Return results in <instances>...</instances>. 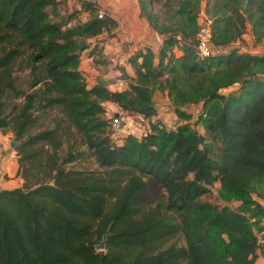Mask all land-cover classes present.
Returning <instances> with one entry per match:
<instances>
[{"label":"trees","instance_id":"16d2710c","mask_svg":"<svg viewBox=\"0 0 264 264\" xmlns=\"http://www.w3.org/2000/svg\"><path fill=\"white\" fill-rule=\"evenodd\" d=\"M64 1L0 0V130L12 128L20 140L23 178L20 187L0 190V264H256L264 251V206L254 197L264 198V53L247 50L244 35L251 25L264 47V0H216L212 54L203 60L195 37L201 0H179L162 20L150 9L171 0H139L161 44L158 52L147 44L127 56L134 75L120 67L130 79L121 91L103 79L89 85L80 69L88 40L116 22L98 17L100 4L81 0L92 17L72 24L75 15L61 16ZM23 48L33 71L44 65L33 83L42 93L15 87ZM156 89L173 99L176 126L159 119L146 137L130 133L117 142L104 103L151 118ZM10 91L24 103L9 104ZM43 101L62 109L100 169L67 167L82 153H60L61 124L27 134ZM187 104L200 108L195 123L206 135ZM151 182L162 197L153 198ZM216 182L219 198L238 205L203 200Z\"/></svg>","mask_w":264,"mask_h":264},{"label":"rangeland","instance_id":"374dc122","mask_svg":"<svg viewBox=\"0 0 264 264\" xmlns=\"http://www.w3.org/2000/svg\"><path fill=\"white\" fill-rule=\"evenodd\" d=\"M65 0L60 5V11L61 16L64 17L67 14L71 13L75 15V18L72 21V24L77 22H85L89 20L92 15L89 10H85L83 7V4L81 0ZM216 0H201V8L198 15V21H197V31L201 24V12H204L208 16H210L212 19H214L212 6L214 5ZM179 0H171L170 5L163 4L164 2L154 3L151 7L150 11L157 14L160 17V20L162 19H170V15L172 12L175 11V9L179 6L178 5ZM101 5V2L99 3ZM116 12L119 13L118 6L116 9ZM109 16V12L106 15V17ZM110 17V16H109ZM116 19L114 21L116 22V26L112 28L110 31H105V34H100L97 37L89 39V43L91 46H93V49H89L85 53V58L87 55L90 57H93L92 67H95L99 73V79H105L103 76L109 72V70L112 71H119L121 70L120 67L123 65L120 63L121 55L114 61L108 60L105 57L104 49H105V41L106 38H111L112 36L115 37V39H118V33L120 28V17L116 15ZM146 19V18H145ZM147 20V19H146ZM148 21V20H147ZM149 22V21H148ZM150 24V23H149ZM151 26V25H150ZM151 29L156 32L160 37L161 35L158 33V31L154 30L152 27ZM196 31V32H197ZM196 37V34H195ZM245 43H246V49L250 50L252 52H259L264 53V47L262 45H257L254 41V37L252 35V29L251 25H248L247 32L244 35ZM161 41L158 39V36L156 35V40L154 47L157 48V44H160ZM133 45L132 42L125 44L122 46L121 51H126L129 49V46ZM5 46L4 43L0 41V55L1 50ZM30 53L26 48L22 49L21 55L16 59L14 66H13V78L14 83L17 91H25V92H38L42 93L43 85L38 84L36 87H33L34 80L36 79V75L43 74L44 71V65L41 63H37L36 70H34V67L32 65V62H30ZM115 55L113 56V58ZM83 59V60H84ZM124 59V58H122ZM125 60V59H124ZM125 62V61H124ZM114 63V64H113ZM113 64V67L108 68V65ZM122 78V76H118L117 74L112 78V81H116V79ZM114 83V82H113ZM90 84V82H89ZM8 103L11 105H22L24 103L23 96H18L16 92L10 91L7 96ZM154 103L157 107V114L154 115L152 118L153 122L158 121L161 119L165 125L168 127L176 126V120L178 119V116L176 114V105L174 104L173 99L168 95L167 91H162L161 89H156L153 95ZM105 104V103H104ZM38 107L35 112L34 116H36V122L34 125L29 129L27 134H35L38 131L48 129V128H55L58 127L59 124L62 125V133L64 135V144L62 148L60 149L61 154H65L70 150H73L74 152L79 151L82 153V156L75 162L68 164V168H76L80 170H98L100 169V166L94 157L92 155L91 151L88 150L86 145L83 143L81 136L79 133L75 132L74 130H71L68 128V124L64 121L66 115H64L62 109L60 107H44V101L41 102L40 106L37 104ZM106 113L104 114L106 119H112V117L116 115H120L122 117L123 122V128L121 131L117 133H112L110 131V135L117 141H125V137H127L130 133H138V130L135 128L133 129L132 124L135 123L138 119L131 117L130 114L123 111L118 105L109 104L106 102L105 104ZM184 109L188 111H195L196 107L190 104H187ZM197 114V112H195ZM196 116L192 120L193 125L197 129V131L202 134L206 135V130L204 128V125L201 123H195ZM139 122V121H138ZM141 125L143 123H140ZM66 133V134H65ZM1 134L7 136L9 139L13 140L15 139V132L12 128H8L6 130H1ZM120 138V139H119ZM123 138V139H122ZM117 141V142H118ZM123 141V142H124ZM20 143V140L18 141ZM14 150V149H13ZM15 152L18 155L17 150ZM19 159V155H18ZM221 183L216 182L214 186H212L211 192L208 194L202 196L203 200L210 201L212 203L218 204V205H224V204H230L231 206L238 205L237 201H233L231 203H227L225 201H222L219 198V189H220ZM151 189L154 191H157L158 194L154 195L153 198L162 197V195L165 193L164 190L160 187V184H157L155 182H151ZM261 192L264 195V187L262 188ZM254 197L264 206V198L259 197L258 195H254ZM152 200V199H151ZM261 225L264 226V221L261 222ZM261 244H264L261 242Z\"/></svg>","mask_w":264,"mask_h":264},{"label":"crops","instance_id":"0c3cea01","mask_svg":"<svg viewBox=\"0 0 264 264\" xmlns=\"http://www.w3.org/2000/svg\"><path fill=\"white\" fill-rule=\"evenodd\" d=\"M67 2H69V0ZM100 2V7L104 8L107 14L109 12V16L111 18L117 20L116 15L120 17V28H118L119 33L117 34L119 38L115 39L114 36L106 38L107 40L104 44L105 57L108 60L115 62V60L121 55L120 63L126 68L127 74L134 75L132 67L128 65V62H126L127 56L133 54L141 46L147 44L152 45L154 51L158 52L159 45L161 43L159 42L160 44H157V48L154 47L156 35L158 36V34L151 29L149 22L142 16L139 0H101ZM117 6L119 13L116 12ZM105 33L106 32H103L102 34ZM130 42H132L133 45L129 46V49L126 51H121L122 46L125 44L128 45ZM92 47L93 46L89 49H93ZM89 49L85 50L82 54L80 69L85 80L88 83L90 82L89 85H93L96 83L97 79H99V73L101 72H98L95 67L91 66L93 57L87 55L86 57L88 58L84 59L85 53ZM177 53L180 54V52ZM114 55L115 57L113 58ZM113 64L108 65V68L113 67ZM116 74L118 76H122V78L120 77L119 79H116V81H112V78H114ZM103 77L105 78L104 80L108 82V87L111 91L125 90L129 86L128 84L130 79L123 78L124 76L121 70H117L115 72L109 70V72H107V74ZM108 103L117 105L114 102ZM199 109L200 108L197 107L194 112L192 111L194 113V118L197 115L195 112L198 113ZM153 117H151V120ZM11 141L12 140L7 136L2 135L0 130V190L20 187L23 182V178L19 173L18 155L15 150L12 149ZM258 236L259 238L264 239V231L262 233H258ZM256 264H264V251L259 252Z\"/></svg>","mask_w":264,"mask_h":264},{"label":"built area","instance_id":"2783aa9c","mask_svg":"<svg viewBox=\"0 0 264 264\" xmlns=\"http://www.w3.org/2000/svg\"><path fill=\"white\" fill-rule=\"evenodd\" d=\"M86 2H91L99 4L101 0H82ZM97 15L103 18L107 15L104 8H99ZM201 24L196 33V51L199 59L203 60L208 58L212 54V38H213V19L201 12ZM160 40V37H159ZM139 121V122H138ZM140 123H143L142 125ZM133 129L138 130V133H134L138 138L146 137L152 132V120L149 117H142L132 124ZM123 128L122 117L116 115L110 120V130L112 133H117ZM260 242H264V239L259 238Z\"/></svg>","mask_w":264,"mask_h":264},{"label":"water","instance_id":"95a60500","mask_svg":"<svg viewBox=\"0 0 264 264\" xmlns=\"http://www.w3.org/2000/svg\"><path fill=\"white\" fill-rule=\"evenodd\" d=\"M11 147H12V149L17 150V151L20 149L21 145H20V143L18 142V140L16 138L11 141ZM109 234H110L109 231L105 233V235L103 236L100 244L97 245V249L103 250L105 248L106 239H107Z\"/></svg>","mask_w":264,"mask_h":264}]
</instances>
